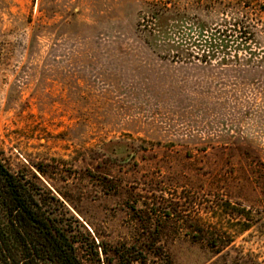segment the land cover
<instances>
[{"label":"rangeland","instance_id":"rangeland-1","mask_svg":"<svg viewBox=\"0 0 264 264\" xmlns=\"http://www.w3.org/2000/svg\"><path fill=\"white\" fill-rule=\"evenodd\" d=\"M0 157L80 264H264V0H0Z\"/></svg>","mask_w":264,"mask_h":264},{"label":"trees","instance_id":"trees-1","mask_svg":"<svg viewBox=\"0 0 264 264\" xmlns=\"http://www.w3.org/2000/svg\"><path fill=\"white\" fill-rule=\"evenodd\" d=\"M210 207V206H209ZM215 206H211L214 208ZM219 210L249 228L250 212L225 201ZM169 214V213H168ZM192 230L205 240L211 249L220 252L232 241V235L224 226L193 219ZM226 228V227H225ZM224 229V230H223ZM102 251H106L103 247ZM156 252L159 263L172 264L167 254ZM116 264H146V257L134 245L115 246ZM0 264H80L74 245L66 232L57 227L43 210L37 193L28 183L10 171L0 157Z\"/></svg>","mask_w":264,"mask_h":264}]
</instances>
